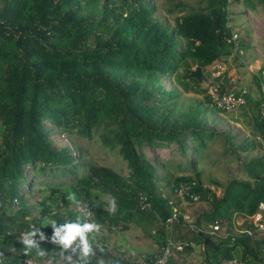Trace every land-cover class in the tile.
Returning <instances> with one entry per match:
<instances>
[{"label":"trees","instance_id":"trees-1","mask_svg":"<svg viewBox=\"0 0 264 264\" xmlns=\"http://www.w3.org/2000/svg\"><path fill=\"white\" fill-rule=\"evenodd\" d=\"M97 1L0 0V264L62 256L73 264H134L122 256L109 259L92 244L85 255L84 243L50 241L62 240L60 228H31L29 199L37 193L33 186L38 175L71 174L75 187L83 188L84 206L92 211L96 225L122 220L123 230L138 226L147 235L149 227L156 226L154 235L161 246L174 226L169 227L166 219L176 205L164 189L171 194L181 182L198 183L195 189L200 200L210 204L208 211L195 218L199 227L214 222L228 227L235 215L253 213L264 200V155L243 164L249 180L231 179L220 196L200 181L188 157L205 148L217 131L206 126L201 102L179 112L178 90L167 89L159 81L161 76L172 77L180 91L203 93L204 103L216 109L203 82L183 78V74L195 66L204 71L220 58L236 55L232 28L227 24L232 0H203L206 4L200 8L182 2L168 6L164 12L173 17L169 27L155 20V8L148 0H102L95 13H82L84 6ZM244 3L254 7L264 0ZM211 9L216 11L218 29ZM255 81L259 87L256 77ZM261 101L253 103L254 137L264 134ZM48 125L75 129L87 140L104 126L108 131L101 135V142L110 151L116 150L128 169L126 174L112 166L79 162L82 154L74 155L70 146L55 148ZM253 144L249 141L239 149ZM145 147L153 156L158 148L178 153L184 159L178 168L190 173L173 180L161 178L154 169L155 158L142 152ZM93 190L106 193L114 210L95 204ZM139 191L146 193L150 209L138 206ZM56 193L53 190L51 198ZM14 199L20 203L17 208L11 207ZM48 214L61 227L70 222L54 212ZM94 229L83 234L91 236ZM24 231L40 234L43 240L22 237ZM194 236L202 245L197 232ZM213 242L219 247L203 246L205 263L222 264L237 248L243 264L264 263L259 244L248 237ZM191 246L189 242L185 249ZM166 264L175 263L170 258Z\"/></svg>","mask_w":264,"mask_h":264},{"label":"rangeland","instance_id":"rangeland-1","mask_svg":"<svg viewBox=\"0 0 264 264\" xmlns=\"http://www.w3.org/2000/svg\"><path fill=\"white\" fill-rule=\"evenodd\" d=\"M153 4L155 12L153 17L166 27L171 25V22H166V14L162 13L168 6L175 4H186L191 8L203 7L206 3L203 0H148ZM255 2V0H252ZM102 0H98L94 6H84L83 14L95 13ZM164 12V11H163ZM169 18L172 20L173 17ZM228 26L232 31L238 34L239 51L236 55H231L228 62V67L233 74H229L227 70L223 72L227 87H233L235 90L245 94L247 104L235 112H222L206 105L203 101L204 94H196L193 92L180 91L177 83L172 77H160L159 81L167 89H176L179 92L177 100V109L179 112L187 111L190 106L196 102H201V107L204 112L202 118L208 128H213L217 131L214 138L207 141V145L201 151L192 152L188 159L191 160L195 171L199 173L200 181L210 185L217 196L222 195L223 189L231 179L249 180V176L244 170L243 164L254 158L253 154L262 151L252 133L253 117L255 115V107L253 100L260 98L261 94L256 81L252 78V74L259 72L264 68V4L254 3V7L245 5L244 0L230 1L228 5ZM246 47V48H245ZM251 49L248 58L245 57V49ZM242 50V51H241ZM253 56H258L255 61ZM258 59H261L260 61ZM218 62V61H217ZM216 63V62H215ZM194 68V67H192ZM190 68V69H192ZM210 66H207L203 71L205 75H210ZM246 86V87H245ZM245 87L244 89H238ZM202 88H206V84L202 83ZM249 100V101H248ZM250 102V103H249ZM49 139L52 146L62 148L70 146L72 153L76 155L78 151L82 156L78 158L79 162L94 163L100 165L112 166L116 171L126 174L127 167L116 150L110 151L107 146L101 142V135L108 131L107 128L101 126L93 132V137L87 140L81 137L76 130L64 131L63 128H54L48 125ZM1 139V137H0ZM255 144L247 146L246 150L239 149V146L247 145L248 142ZM248 149V150H247ZM174 151H177L174 147ZM142 152L149 158H155L154 169L156 173L166 180H173L179 175H186L190 172L178 171V166L175 162L184 161L178 153H175L167 148L156 149V154L153 156L149 148H143ZM187 158L185 159V161ZM186 164V163H185ZM81 173V171H79ZM28 176L32 173L27 172ZM71 174H61L60 172L54 175H38L35 177L36 184L33 189L37 193L29 199L30 215L27 221L31 228L41 230L46 226L60 228L62 234L66 233V225L74 224L82 228V215L78 211V207L84 205L83 188L72 183ZM53 190H57V196L51 198ZM168 189H164L163 193L170 195L176 202L175 207L182 213H187L193 218H197L202 212L210 209L209 202L199 200L196 203L185 199L175 198L169 194ZM64 196L65 203L63 206L58 205L60 197ZM92 198H95L94 203L102 205L106 208L110 207L114 210L112 200L109 196L100 191L93 190ZM20 206L19 201H12L11 207L17 208ZM49 212L66 217L70 220L64 227L53 223L49 219ZM235 217V216H234ZM123 221L111 225L101 224L94 229L91 236L77 235L72 243L79 242L95 245L98 251H101L109 259L122 256L123 258L141 264L142 260L152 254L158 252L161 245L155 237L156 226L149 227L150 235H147L138 226L129 225L128 229L121 228ZM170 236L173 240H184L193 244L181 253L173 256L172 260L175 264H212L205 263L206 252L203 245L197 243L194 232L186 225L174 224L171 232L168 231L166 237ZM55 243H64L63 240L49 239ZM224 248V247H223ZM221 248V250L223 249ZM233 255L241 257V250L237 248L233 251ZM220 258V257H219ZM223 260V259H222ZM26 264H73L69 257L62 256L56 259L44 258L41 261L28 260Z\"/></svg>","mask_w":264,"mask_h":264},{"label":"built area","instance_id":"built-area-1","mask_svg":"<svg viewBox=\"0 0 264 264\" xmlns=\"http://www.w3.org/2000/svg\"><path fill=\"white\" fill-rule=\"evenodd\" d=\"M230 39L234 44L232 49L233 54H238V34L232 32ZM215 62L211 64L210 72H208L210 75L206 74L209 78V81L205 83L206 93L209 97L210 104L222 112H235L240 107L246 105L245 94L239 90H235L233 87H227L223 76V72L226 70L225 64L222 60ZM255 75L261 94L260 98L262 99L259 106V114L260 117L264 119V68ZM255 140L264 155V134L257 133L255 135ZM197 185L198 183L195 180L191 182H181L173 187L171 194L180 199H188L193 203L198 202L200 200V194L195 189ZM207 187L211 188L209 185H207ZM14 201H16V199H14ZM137 204L141 209L151 208V203L146 193L143 191L138 192ZM78 209L83 217L84 224H95L93 221V213L87 206L81 205ZM166 222L170 224L168 225L169 227L174 224L183 226L187 225L194 232H206L211 236L212 241L226 238H230V240L233 241L237 237H248L259 244L261 255L264 258V200L258 203L253 213L235 215L231 223L232 225L228 227L221 226L218 222L209 223L208 225H204V227L203 225L202 227H199L195 218L189 216L187 213L180 212L176 207L173 208V211L166 219ZM170 230L169 232H171ZM21 236H27L30 240L34 241L43 240L42 235L28 234L27 231H24ZM187 246H189V242L184 240L175 241L168 236L166 242L159 248L158 252L149 256L147 259L144 258L141 264H166L170 258H173L177 253L183 252ZM222 264H243V261L241 257L233 255L231 258L223 259Z\"/></svg>","mask_w":264,"mask_h":264},{"label":"water","instance_id":"water-1","mask_svg":"<svg viewBox=\"0 0 264 264\" xmlns=\"http://www.w3.org/2000/svg\"><path fill=\"white\" fill-rule=\"evenodd\" d=\"M211 17L215 25V28L218 29V17H217L215 9H211ZM188 77H192L196 79L197 81L203 82V83H207L209 81V78L207 77V75H205V73L202 71V68L200 66H195L192 69L186 70L185 73L183 74V78H188ZM64 203H65V199H64V196H62L60 197L58 201V205L61 204V206H63ZM197 233L203 240L202 242L203 246H210V247L215 246L216 248L219 247V245L214 244V242L211 239V236L207 234L206 232L199 231ZM98 253L101 254V251H98Z\"/></svg>","mask_w":264,"mask_h":264},{"label":"clouds","instance_id":"clouds-1","mask_svg":"<svg viewBox=\"0 0 264 264\" xmlns=\"http://www.w3.org/2000/svg\"><path fill=\"white\" fill-rule=\"evenodd\" d=\"M65 227H66L67 230H66L65 235L62 237V240L67 245V244H70L72 242V240H74L77 235H82L83 231L91 230L93 228H98V225L85 224L83 226V228H81L78 225L69 224V225H66ZM83 252H84L85 255H87L88 252H89V246H88L86 241H84Z\"/></svg>","mask_w":264,"mask_h":264},{"label":"crops","instance_id":"crops-1","mask_svg":"<svg viewBox=\"0 0 264 264\" xmlns=\"http://www.w3.org/2000/svg\"><path fill=\"white\" fill-rule=\"evenodd\" d=\"M246 5V4H245ZM252 8V7H251ZM164 11V10H163ZM162 11V13H164V14H166L165 12H163ZM166 16H170V15H167L166 14ZM167 20L168 21H172L169 17H167ZM233 32V31H232ZM239 40V39H238ZM246 48V47H245ZM244 48V49H245ZM251 49H248V50H246L245 49V53L244 54H246V52L248 53V54H246L245 55V57L246 58H248V56H249V53H251V51H250ZM242 51V50H241ZM231 55L230 56H228V57H225V58H220V60H222L223 62H224V64H225V67H226V70H227V72L231 75V74H233L232 73V71L229 69V67H228V62H229V60L231 59ZM233 59H234V57H232ZM253 58H254V60L256 61L257 60V58H258V56L256 57V56H253ZM259 61L261 60V59H258ZM205 70V69H204ZM203 71V70H202ZM257 73V72H256ZM255 73V74H256ZM255 74H252L253 76H252V78L255 80V77H256V75ZM246 87V86H245ZM245 87H240V88H238V89H244V91H246V88ZM261 97V96H260ZM259 100V98H257V99H254L252 102L253 103H255L256 101H258ZM255 144V143H254ZM259 146V145H258ZM248 150V149H247ZM263 154H260V152H257L256 151V154H253V156L254 157H261ZM176 164L178 163V162H175ZM172 167H174V168H177L178 166H174V163H173V166ZM178 169V171H184L185 170V172H187V169L186 168H184V169H179V168H177ZM188 174V173H187ZM207 185V184H206ZM210 186V185H209ZM131 226H133V225H131Z\"/></svg>","mask_w":264,"mask_h":264}]
</instances>
